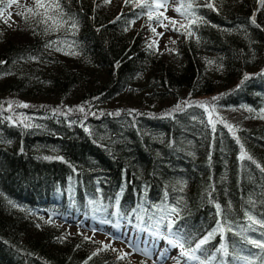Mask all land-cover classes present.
<instances>
[{
	"label": "trees",
	"instance_id": "trees-1",
	"mask_svg": "<svg viewBox=\"0 0 264 264\" xmlns=\"http://www.w3.org/2000/svg\"><path fill=\"white\" fill-rule=\"evenodd\" d=\"M192 2L196 23L169 55L131 26L146 9L125 0H60L57 31L27 11L0 17V264H137L92 217L147 227L162 215L185 249L223 224L195 252L202 264H264L249 242L264 227L248 219L264 221V4Z\"/></svg>",
	"mask_w": 264,
	"mask_h": 264
},
{
	"label": "rangeland",
	"instance_id": "rangeland-1",
	"mask_svg": "<svg viewBox=\"0 0 264 264\" xmlns=\"http://www.w3.org/2000/svg\"><path fill=\"white\" fill-rule=\"evenodd\" d=\"M119 1L120 0H106V3L111 7H116ZM149 2H151V0H149ZM159 2L163 3L164 0H159ZM180 3L181 0H168L166 8L161 7L158 12L153 11L152 20H149L146 14L145 18L141 17L140 20L131 22V26H141L143 30H145V37L148 42L152 48L159 53L169 55L172 50L176 49L177 43L186 37V35L183 34H187V30L191 29L193 25L191 23L194 19L193 16H182L174 10ZM3 5H7V0H3ZM34 7V0H14L10 6H4L3 11H0V17L3 18V25L14 24L18 20L19 15L17 13L25 12L27 8L34 9ZM190 11H192V9ZM158 14H162L160 22L155 19ZM171 21H175L176 23L172 24ZM152 28L156 29L155 33L152 32ZM126 103V100H121L120 102V104ZM207 107L208 110L212 112V108L210 106ZM206 114L209 116V112L206 111ZM211 119L213 121L212 116ZM63 221L64 223L59 222L66 225L67 229L71 232L80 230L78 229L79 225L74 224V222L70 223L66 220ZM92 221L90 227L93 229L91 231L101 230L108 233L113 230H118L121 232L122 234L119 235L120 237L118 238L126 244V248L117 243H112L111 245H114L120 251H128L129 253L127 255L131 256L137 264H177V262H179V264H202L198 259H190L184 256L180 259V249L174 247L168 240L164 239L166 236L169 239H176L173 232H165L161 224H159V228H157V223L155 221L147 227L143 224L140 226L130 225V223L124 221L123 218H119L113 224L102 223V221L99 222L98 219L94 217H92ZM157 232H159V235L156 234ZM96 234L99 235V233ZM109 236L114 238L111 235ZM237 264H250V262L241 259Z\"/></svg>",
	"mask_w": 264,
	"mask_h": 264
},
{
	"label": "snow or ice",
	"instance_id": "snow-or-ice-1",
	"mask_svg": "<svg viewBox=\"0 0 264 264\" xmlns=\"http://www.w3.org/2000/svg\"><path fill=\"white\" fill-rule=\"evenodd\" d=\"M14 0H7V5H3V0H0V11H3V7L4 6H10L11 3H13ZM128 3H133L135 7L137 8H141V9H146L147 10V16L149 20L153 19V11H157L161 8V7H165L167 6L168 0H164L163 3L159 2V0H151V2H149V0H125V4ZM261 3L264 4V0H261ZM34 5H35V11L33 10V8H27V13L34 15V16H38L40 17V23L45 24L47 27L45 29V31H57L60 30L61 28L64 27L65 24H68L69 21L64 19L65 13L63 12V9L61 7V3L60 0H34ZM193 2L192 0H187V2H185V0H181V3L179 4V6H177L174 10L178 13H180L182 16H194V12H191L190 10L193 9ZM208 7H212V5H208ZM18 15L23 16L25 19H29V16L26 15L25 13L21 12V13H17ZM161 16L162 14H158L156 15L155 19L160 22L161 21ZM119 18V17H118ZM255 21L253 20V23ZM172 24H175V21H171ZM192 24L196 23V20L193 19L191 21ZM70 29L75 30L76 28V23L73 20L70 25H69ZM153 33L156 32L155 28L151 29ZM173 30H177V29H173ZM57 43L56 41H52L50 42V44L48 45L49 47L52 46V44ZM149 47H151V45H149ZM62 49L57 48V51H60ZM69 54H73L75 55L76 53L71 52ZM264 74V73H262ZM249 78V76L247 74H245L244 79L247 80ZM218 99L217 97H213V100ZM22 107H28L27 104H22ZM199 106L202 108H205V111H208V107L206 105V103L204 102H199ZM176 111H180L181 106L177 105L176 106ZM215 108L214 106L212 107V111H214ZM249 111H252V109H248ZM80 111H83V108L81 107ZM262 113H264V110H261ZM119 114V113H117ZM211 115L212 112H209V123L212 124L213 130H215V123L212 121L211 119ZM261 118H264V115L261 116ZM221 123H224V121L221 119L220 121ZM229 127L230 130L231 126L227 125ZM25 127H30V125H25ZM233 135H235V133L233 132ZM237 143H239V138H237ZM240 149H241V153L239 156V159L243 160L245 158H247L248 160H251L252 157L248 156L247 153L244 151V146L243 144H240ZM253 163H255V161H253ZM257 167H261L260 165H257ZM261 171H264V167H261ZM217 211H220L221 206L219 204L216 205ZM161 212L165 213L167 216H171L173 214H176L178 212V209L176 207H163L160 209ZM165 219V216H161V220L157 221V228H159V224ZM248 219L250 221H252L253 223H260L261 227H264V221H256L254 217L252 216H248ZM173 224L174 221L169 220L166 227L169 230V232H171L172 228H173ZM230 230V229H229ZM224 231V227L223 224L218 222V226L216 229H214L212 232L208 233L206 236H204L202 239L199 240V242L196 244L194 249H185V243L182 241V238L177 236L176 239H169L167 236L164 237V239L168 240V242L173 245L174 247H178L180 249V254L182 256L188 257L190 259H198V257L195 255V252L197 250H200L202 248L203 245L207 244L216 234L217 232H223ZM157 235H159V232L156 233ZM85 239H88V237H85ZM251 244L255 245L258 248L264 249V242L262 241H258V240H250L249 241ZM108 246L105 245V248H107ZM218 251H224V253L227 255V249L226 246L221 244L220 249H218ZM97 253L94 252L92 255L95 256ZM147 254V253H145ZM126 255V254H125ZM120 259H123L124 257L121 256L119 257ZM89 259H91V257H89ZM246 259V258H245ZM177 264H179V262H177Z\"/></svg>",
	"mask_w": 264,
	"mask_h": 264
}]
</instances>
